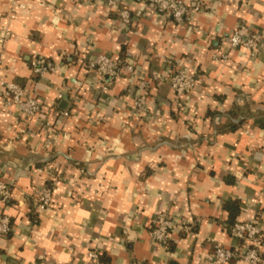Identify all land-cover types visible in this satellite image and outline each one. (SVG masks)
Returning a JSON list of instances; mask_svg holds the SVG:
<instances>
[{
	"label": "crops",
	"instance_id": "obj_1",
	"mask_svg": "<svg viewBox=\"0 0 264 264\" xmlns=\"http://www.w3.org/2000/svg\"><path fill=\"white\" fill-rule=\"evenodd\" d=\"M108 1L0 0L3 74L43 105L26 120L0 94V177L14 183L0 202L12 223L0 264H83L91 248L101 264H219L214 245L238 244L233 222L264 233V0H185L198 9L184 24L146 0ZM240 23L260 40L254 56L225 40ZM100 53L132 60L147 81L141 115L131 108L136 84L101 81L76 63ZM36 56L54 71L33 75ZM178 64L198 77L182 110L168 81ZM46 164L56 177L39 212ZM159 214L188 230L157 243L149 230Z\"/></svg>",
	"mask_w": 264,
	"mask_h": 264
},
{
	"label": "built area",
	"instance_id": "obj_2",
	"mask_svg": "<svg viewBox=\"0 0 264 264\" xmlns=\"http://www.w3.org/2000/svg\"><path fill=\"white\" fill-rule=\"evenodd\" d=\"M152 4L158 13L166 18L173 20L177 24H184L190 19V14L198 7L190 8L185 0H146ZM112 1H108V6ZM120 23L127 28L130 24V13L127 9L119 10ZM12 16V15H11ZM7 33L0 35V45L6 38ZM231 48L242 46L254 56L260 47V40L256 33L250 30L249 25L240 23L225 38ZM225 57V55H223ZM76 63L85 71L96 74L101 81H115L126 76L129 85L136 84L141 93L133 96L131 108L137 115L145 111L147 103V81L139 79L135 70L134 62L129 59H115L108 54L100 53L94 56L82 55L76 58ZM30 68L33 75L43 77L47 73L54 71V67L45 59L33 57L30 61ZM168 81L173 93L174 105L177 109L186 108V96L189 95L198 83V77L192 72L187 71L182 65L178 64L170 69ZM106 87H104L105 89ZM0 94L6 105L15 108L24 119L29 120L41 112L42 101L40 97L29 94L18 83L7 80L0 66ZM64 116L67 111L62 112ZM55 167L46 164L37 168L40 173H46L43 183L40 185L36 196V209L39 212L50 208L52 203V190L54 176L56 177ZM14 183L0 177V202L6 203L9 200L11 189ZM264 192V189H263ZM185 221L179 220L166 214L157 215L151 222L149 234L157 243L167 246L171 238V233L175 230H188ZM12 223L9 215L0 211V239L9 235ZM230 235L238 241L233 247L214 245L212 256L219 264H225L232 259H241L248 264H263L264 255L261 252V244L264 233L261 227L253 221H236L229 229ZM83 264H101V254L96 248H91L87 252V258ZM129 264H139L131 261Z\"/></svg>",
	"mask_w": 264,
	"mask_h": 264
},
{
	"label": "trees",
	"instance_id": "obj_3",
	"mask_svg": "<svg viewBox=\"0 0 264 264\" xmlns=\"http://www.w3.org/2000/svg\"><path fill=\"white\" fill-rule=\"evenodd\" d=\"M233 223H234V222H233ZM233 223H232V224H233ZM232 224L230 225V227L232 226ZM230 227H229V229H230Z\"/></svg>",
	"mask_w": 264,
	"mask_h": 264
}]
</instances>
